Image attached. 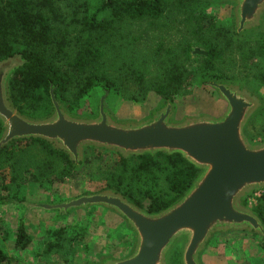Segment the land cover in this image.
<instances>
[{
  "label": "trees",
  "instance_id": "1",
  "mask_svg": "<svg viewBox=\"0 0 264 264\" xmlns=\"http://www.w3.org/2000/svg\"><path fill=\"white\" fill-rule=\"evenodd\" d=\"M97 1L98 5L93 6V0H65V5L60 8L62 0H0V62L15 56L23 61L12 73L7 86L8 101L21 116L33 120L48 117L52 112L51 86L58 103L74 116H78L76 113L84 109L88 100L96 96L98 98L99 91L105 95L111 89L129 90L123 86L124 82L129 85L135 82L137 90L130 97L133 102H144L147 95L153 93L159 101L175 105L177 96L184 92L186 79L192 75L194 83L201 86L211 81L224 82L222 80L227 76L218 65L234 43L243 48L245 65H252L245 84L255 93L264 89V33L257 31L247 34L249 36L238 35L234 26L230 30L205 16H197L196 28L190 33L193 39H187L178 52L165 50V55L161 56V45L142 59L147 60V63L153 60L152 63L156 64L157 70L152 80L147 81L142 69H132L130 65L120 68L119 71L125 75L120 73V76H115L116 70L108 64V55L114 53L115 48L109 45L116 25L141 21L154 23L161 18L169 19L172 16H163L173 12L198 14L208 3L204 0ZM78 25H81L82 32L74 30ZM235 38H242V41L235 42ZM135 40H132V44ZM71 43L75 48L71 53L74 54L68 52ZM195 47L206 55L193 57L192 49ZM192 58L197 66L189 70L194 62ZM261 113L264 110L256 116L258 120ZM246 128L244 134L252 143L251 140L258 135L246 134ZM2 131L0 123V137ZM261 137L264 141V129ZM32 146L44 152L34 180L48 185L53 183L51 177L60 167L65 166L66 170L72 172L80 166L91 165L92 158L102 159L101 153L108 154L105 150L91 148L85 153L84 165H76L67 154L44 140H21L0 148V171L5 162L11 160L13 149L27 152ZM28 156L26 153L22 160ZM115 156L116 159L103 166V169L99 165L102 160L96 163L103 170L101 172L98 168L97 173L101 175L105 172L103 179L107 183L106 190L115 191L149 214L163 211L178 201L198 175L191 164L176 154L157 153L154 156L147 154L131 158ZM23 161L20 158L16 169L11 166L18 176L29 171ZM18 179L16 177V181ZM244 205H248L247 201H244ZM251 210L264 224V191ZM57 233L54 234L56 237L59 236ZM27 243L25 227L20 223L15 246L24 248ZM56 245L49 244L48 248ZM179 252L178 249L174 252L170 263H179ZM6 260L7 256L0 248V264Z\"/></svg>",
  "mask_w": 264,
  "mask_h": 264
},
{
  "label": "water",
  "instance_id": "2",
  "mask_svg": "<svg viewBox=\"0 0 264 264\" xmlns=\"http://www.w3.org/2000/svg\"><path fill=\"white\" fill-rule=\"evenodd\" d=\"M207 1L233 6L234 31L238 35L264 29V0ZM194 54L206 55L199 50ZM22 63L17 56L0 62V148L16 141L41 139L67 154L76 165L83 161L87 148L123 158L176 154L198 171L184 195L158 213L144 212L113 190L47 207L67 215L99 206L125 223L134 235L131 251L119 260L103 258L100 264H170L169 257L177 247L180 264H202L201 256L215 235L247 231L264 239V224L244 205L246 197L264 190V143L252 144L244 134L262 103L240 85L206 84L225 104L220 117L176 121L175 105L159 101L149 116L126 123H119L106 109L109 92L99 101L95 115L80 117L69 114L58 103L51 86V114L31 120L21 116L8 101V80Z\"/></svg>",
  "mask_w": 264,
  "mask_h": 264
},
{
  "label": "rangeland",
  "instance_id": "3",
  "mask_svg": "<svg viewBox=\"0 0 264 264\" xmlns=\"http://www.w3.org/2000/svg\"><path fill=\"white\" fill-rule=\"evenodd\" d=\"M62 1L60 8L65 5V0ZM204 1L208 4L202 13L173 12L163 16H172L169 19L161 18L154 23L141 21L116 25L109 45L115 48L114 53L111 52L108 55V64L119 72L115 71V76L125 75L119 70L122 66L126 68L130 65L132 69H142L147 81L152 80L157 70L156 64L152 63L153 60L147 63V60L142 59L149 56V51L161 45L163 47L161 56L165 55L163 53L165 50L178 52L187 39H193L190 33L196 28L197 16H205L232 30L234 26L233 6L229 3ZM93 2V6L98 5L97 0ZM74 30L82 32L81 25L74 27ZM260 32L264 33V29ZM132 38H136L133 44ZM237 41H242V38H235V42ZM242 49L238 43H234L222 57V63L218 66L227 76L222 81L240 85L252 97L262 102V108L250 119L246 128V134L258 135L251 140L252 144H260L264 142L261 137L264 129V113H261L259 120L256 116L264 110V89L255 93L245 84L252 65H245ZM192 50L193 57L202 55L194 54L195 50L203 52L201 49L195 47ZM73 51L75 48L71 43L68 52ZM192 60L195 59L192 58ZM195 66L197 64L194 61L188 69L191 70ZM192 77L193 75L186 79L184 92L175 99V120L181 121L187 117L199 116L220 117L224 112L225 104L219 100L217 93L206 85L207 83L202 86L198 85L194 83ZM130 85L128 82L123 83V86L129 88L127 91L111 89L105 102L106 109L119 123L140 122L159 105V99L153 93H149L144 102L131 101L130 97L137 88L135 82ZM98 94V98L96 96L88 100L84 109L76 114L80 117L95 115L99 101L104 96L100 91ZM34 117H40V115ZM255 117L256 119L253 120ZM89 149L91 148H87L85 153ZM24 150L13 149L11 160L6 161L0 171V248L7 256L3 264H100V261L106 257L119 260L127 256L133 247L134 235L117 216L99 206H92L84 211H70L67 215L47 208L81 195L106 190L107 183L103 179L105 172L99 175L97 170L99 168L102 172L103 166L116 159L117 154L101 153L102 159L100 160L102 161L92 158L91 165L80 166L72 172L62 166L56 174L52 175L53 183L48 185L46 182L39 184L34 180L37 165L42 161L44 152L42 153L35 146L30 147L27 152ZM26 153L29 156L23 161L22 156ZM20 158L29 167V171L18 176L15 169ZM98 162L102 169L97 166ZM81 163L82 165L85 163V154ZM11 166H14L15 171H12ZM93 166L94 169H92ZM16 177L19 181H16ZM22 179L23 182L20 181ZM263 191H256L244 199L249 208L258 202ZM20 223L25 227L28 237V243L24 248L15 246ZM56 233L59 238L54 235ZM68 240L70 242H67ZM49 244L57 245L48 248ZM177 249L179 250L177 247L171 253L170 261ZM201 263L264 264V239L247 231L215 235L210 239L206 251L202 254ZM178 264H180V256Z\"/></svg>",
  "mask_w": 264,
  "mask_h": 264
},
{
  "label": "crops",
  "instance_id": "4",
  "mask_svg": "<svg viewBox=\"0 0 264 264\" xmlns=\"http://www.w3.org/2000/svg\"><path fill=\"white\" fill-rule=\"evenodd\" d=\"M104 210V209H103ZM114 215V214H113ZM116 216V215H115ZM208 247V246H207Z\"/></svg>",
  "mask_w": 264,
  "mask_h": 264
},
{
  "label": "flooded vegetation",
  "instance_id": "5",
  "mask_svg": "<svg viewBox=\"0 0 264 264\" xmlns=\"http://www.w3.org/2000/svg\"><path fill=\"white\" fill-rule=\"evenodd\" d=\"M14 64H15V62H14ZM14 64H13V65H14Z\"/></svg>",
  "mask_w": 264,
  "mask_h": 264
}]
</instances>
